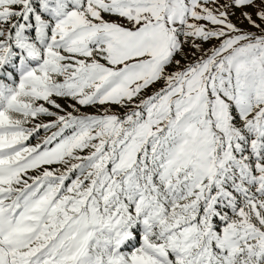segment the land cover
<instances>
[{
  "label": "snow or ice",
  "instance_id": "snow-or-ice-1",
  "mask_svg": "<svg viewBox=\"0 0 264 264\" xmlns=\"http://www.w3.org/2000/svg\"><path fill=\"white\" fill-rule=\"evenodd\" d=\"M0 264H264V0H0Z\"/></svg>",
  "mask_w": 264,
  "mask_h": 264
}]
</instances>
